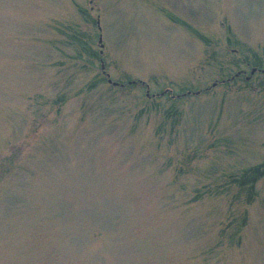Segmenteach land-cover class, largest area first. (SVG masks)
<instances>
[{"label": "rangeland", "instance_id": "obj_1", "mask_svg": "<svg viewBox=\"0 0 264 264\" xmlns=\"http://www.w3.org/2000/svg\"><path fill=\"white\" fill-rule=\"evenodd\" d=\"M262 165L264 0H0V264H264Z\"/></svg>", "mask_w": 264, "mask_h": 264}, {"label": "trees", "instance_id": "obj_2", "mask_svg": "<svg viewBox=\"0 0 264 264\" xmlns=\"http://www.w3.org/2000/svg\"><path fill=\"white\" fill-rule=\"evenodd\" d=\"M263 172H264V165H262L256 169L254 180H256L257 176H259L260 174H263ZM248 176H249V174L246 177L248 178ZM252 183H253V185L255 184V182H252Z\"/></svg>", "mask_w": 264, "mask_h": 264}]
</instances>
